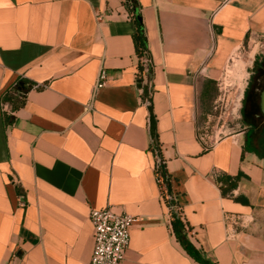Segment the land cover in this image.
I'll use <instances>...</instances> for the list:
<instances>
[{
	"label": "crops",
	"instance_id": "1",
	"mask_svg": "<svg viewBox=\"0 0 264 264\" xmlns=\"http://www.w3.org/2000/svg\"><path fill=\"white\" fill-rule=\"evenodd\" d=\"M135 3L146 100L125 0H0V264H88L89 210L107 207L136 220L120 264H200L172 229L157 160L202 258L264 264V155L245 149L249 127L200 139L225 65L264 31V0ZM18 83L24 99L6 101Z\"/></svg>",
	"mask_w": 264,
	"mask_h": 264
},
{
	"label": "rangeland",
	"instance_id": "2",
	"mask_svg": "<svg viewBox=\"0 0 264 264\" xmlns=\"http://www.w3.org/2000/svg\"><path fill=\"white\" fill-rule=\"evenodd\" d=\"M250 54H252L251 62L243 64L245 57ZM262 65H264V31L252 40L245 42L243 47L235 52L225 65L216 82L215 103L208 112V116L205 117V122L200 121L202 128L200 132L205 133L212 141H216L219 137L235 135L247 130L248 123L242 120L241 113V108L244 105L243 98L249 88V86L248 88L245 86L246 83L251 82L255 77L253 74ZM238 67L242 68V74L239 73ZM262 78L264 79V75ZM240 90H242L241 98L235 112L234 105ZM254 137L257 136L254 135Z\"/></svg>",
	"mask_w": 264,
	"mask_h": 264
},
{
	"label": "built area",
	"instance_id": "3",
	"mask_svg": "<svg viewBox=\"0 0 264 264\" xmlns=\"http://www.w3.org/2000/svg\"><path fill=\"white\" fill-rule=\"evenodd\" d=\"M139 63L145 67L151 66L147 49L140 57ZM141 75L143 78L141 81L143 83L146 80L144 72L141 74L138 73L137 80L139 81ZM106 80V71L101 69L97 75L93 90L97 91L103 88ZM90 107V104L87 105V109ZM203 134L200 137L201 140L205 138L206 134ZM157 182L161 190L165 192L161 177H157ZM167 207L169 212L172 209H177L175 205ZM88 220L93 229V249L88 264H120L124 260L129 248L130 231L136 221L135 218L122 210L107 207L103 210L90 209Z\"/></svg>",
	"mask_w": 264,
	"mask_h": 264
},
{
	"label": "trees",
	"instance_id": "4",
	"mask_svg": "<svg viewBox=\"0 0 264 264\" xmlns=\"http://www.w3.org/2000/svg\"><path fill=\"white\" fill-rule=\"evenodd\" d=\"M127 10L130 14V16L133 19V22L136 27L135 34L133 35V41L135 44V52L138 58V68H139V73L141 74L142 72L145 73V78L149 77L151 75V66L145 67L141 63H139V59L144 53V51L147 49V43H146V38L144 35V30L142 27V22L141 20L136 17L135 12L137 10L135 0H125ZM142 75L139 77V81H141ZM26 92V88L22 83L16 84L12 91L8 93V95L5 97L6 101H9L11 103H18L21 100L24 99V95ZM16 106V105H15ZM248 126H252V124H247ZM252 129V128H251ZM249 129V134L250 130ZM247 138V137H246ZM245 138V149L249 151H254L257 152L259 155H264V135L260 138L258 143H254L251 139H246ZM153 152L155 153V148H152ZM157 155L155 154V157ZM155 173L157 177H161L163 186L165 189V192L162 193V197L166 203L167 206L172 207L176 206L177 209H172L170 210V217H171V225L172 229L175 233V236L177 238V241L183 246L184 250L187 252L189 256H191L195 261H197L200 264H214L210 262L209 260L202 258L198 251L194 248V246L187 240L186 238V230L187 226L185 221L182 218V213L177 205V202L173 196V193L171 191V186H170V176L162 167V165L159 163V161H155Z\"/></svg>",
	"mask_w": 264,
	"mask_h": 264
},
{
	"label": "flooded vegetation",
	"instance_id": "5",
	"mask_svg": "<svg viewBox=\"0 0 264 264\" xmlns=\"http://www.w3.org/2000/svg\"><path fill=\"white\" fill-rule=\"evenodd\" d=\"M255 77L252 78L251 82L247 83L246 87L248 91L245 94L244 105L241 108L242 120L245 123L252 124L248 126L250 134L245 136L246 139H251L254 143H258L260 138L264 135V117L260 112L259 101H260V92L264 86V65L257 69L253 74ZM262 80V81H261ZM249 129L246 133H249ZM256 135L257 137H254Z\"/></svg>",
	"mask_w": 264,
	"mask_h": 264
},
{
	"label": "water",
	"instance_id": "6",
	"mask_svg": "<svg viewBox=\"0 0 264 264\" xmlns=\"http://www.w3.org/2000/svg\"><path fill=\"white\" fill-rule=\"evenodd\" d=\"M136 17L139 18V12L138 10H136L135 12ZM149 80L150 78L147 77L146 81L142 83V81H138V88L140 90H142V96L143 99L146 100L147 96L149 94ZM260 101H259V108H260V112L264 117V86L262 91L260 92ZM149 111V134L151 139L153 140V144H155L154 140H155V121H154V117L152 115V111L151 108H148Z\"/></svg>",
	"mask_w": 264,
	"mask_h": 264
},
{
	"label": "bare ground",
	"instance_id": "7",
	"mask_svg": "<svg viewBox=\"0 0 264 264\" xmlns=\"http://www.w3.org/2000/svg\"><path fill=\"white\" fill-rule=\"evenodd\" d=\"M251 59H252V54H250L249 56H247V57H245V59L243 60V64H249L250 62H251ZM238 61V60H237ZM242 67V66H241ZM241 67H238L239 69L238 70H240L239 71V73L240 74H242V68ZM243 89V88H242ZM241 92H242V90H240L239 92H238V96H237V100L235 101V107H234V111L236 112V109H237V107H238V105H239V99L241 98L240 96H241Z\"/></svg>",
	"mask_w": 264,
	"mask_h": 264
}]
</instances>
